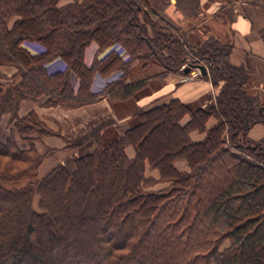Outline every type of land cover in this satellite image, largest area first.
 Instances as JSON below:
<instances>
[{
    "label": "trees",
    "instance_id": "16d2710c",
    "mask_svg": "<svg viewBox=\"0 0 264 264\" xmlns=\"http://www.w3.org/2000/svg\"><path fill=\"white\" fill-rule=\"evenodd\" d=\"M60 1L0 0V122L9 115L30 141L26 150L11 133L0 142V264H264V138H248L252 127H264V105L246 91L248 71L230 63L231 44L209 37L187 51L183 32L145 0ZM25 42L41 52L30 54ZM115 43L127 61L112 51L98 58ZM56 57L67 67L50 73L45 65ZM150 57L164 74L181 77L204 66L201 77L217 89L213 101L136 109L125 134L96 136L95 150L77 158L74 170L58 165L34 178L43 156L29 138L46 130L33 113L18 118L20 103L45 95L46 104L77 108L134 98L147 79L131 81L129 71L135 62L144 69ZM8 66L17 71L11 80L2 72ZM116 71L120 79L90 91L95 74ZM193 132L204 137L193 140ZM156 183L167 186L150 189Z\"/></svg>",
    "mask_w": 264,
    "mask_h": 264
},
{
    "label": "crops",
    "instance_id": "0c3cea01",
    "mask_svg": "<svg viewBox=\"0 0 264 264\" xmlns=\"http://www.w3.org/2000/svg\"><path fill=\"white\" fill-rule=\"evenodd\" d=\"M72 0H61L59 5L71 3ZM146 4L165 22L179 30L188 28L202 29L199 31L201 38L212 37L222 43L231 44L229 61L236 67L248 71L247 93L253 97L257 106L264 105V0H145ZM95 46L91 45L85 53V63L90 64L89 53ZM95 49L92 53H94ZM2 68L3 74H7ZM120 74H116L118 78ZM179 74L170 73L165 78V83L159 90L162 102L178 100L182 103L192 104L203 96H209V102L214 99L216 88L210 81L192 79L179 82ZM105 79L99 74L92 78L90 90L96 94L105 86ZM158 97V98H159ZM146 98V97H145ZM142 98L134 104L145 106L148 98ZM211 99V100H210ZM149 106V105H148ZM21 113L29 111L26 104L20 107ZM129 115H118L113 105L108 100H100L94 104L69 110L62 117L61 138L53 141L45 139L42 142L48 147L62 148L68 145L79 150L77 156H85L94 151V137L112 130L121 136L130 128ZM214 123L211 119L207 126ZM248 138L259 141L264 138V127L260 124L252 127ZM35 149L39 150L35 143ZM81 150V151H80ZM129 156V150H127ZM75 158V156H74ZM65 161V162H64ZM62 161L68 169L71 165ZM45 166L47 161H45ZM48 165L49 168L57 166ZM72 169V168H71ZM70 169V170H71Z\"/></svg>",
    "mask_w": 264,
    "mask_h": 264
},
{
    "label": "rangeland",
    "instance_id": "374dc122",
    "mask_svg": "<svg viewBox=\"0 0 264 264\" xmlns=\"http://www.w3.org/2000/svg\"><path fill=\"white\" fill-rule=\"evenodd\" d=\"M140 19H141V17H140ZM155 25L157 27H159L157 22ZM147 27L149 29L148 32L150 33V31L152 29H150V27L148 25H147ZM172 28H174V27L172 26ZM171 30L172 31L167 32L168 35H170V33L174 35V32H176V31H174V29H171ZM201 30H202L201 28L195 29V30H192L190 28H188L187 30H180L185 35L184 42L187 44V47H188L187 51L190 50L193 52V50L197 49L199 47V45L204 40H207L209 38V37L201 38V36L199 35L200 34L199 31H201ZM23 47L32 55H37L42 50L41 46L35 42H25V43H23ZM94 49H92L89 53L88 62H90V63L92 62V57L94 55V53H92V52ZM110 51H112L114 54L118 55L122 62H125L129 59L126 49L123 48L120 44H116V43L105 48L101 53H99L98 58H102L103 56H105ZM141 64H142V62L141 63L135 62V64H133V66H131L132 68L129 71L128 79H131V81L147 79L146 87L142 91H140L137 94V96H135L134 98H130L127 100H113V101H111V104L113 105L114 110L116 111V114L124 115V116L129 115L128 117L131 118V120L129 121L130 127L134 122L137 121L136 117L134 116L136 109H149L151 107L159 106L161 104L169 102V101L162 102V100H160V97L158 95H159L160 88H162V86H164L165 78L167 76H169L171 72H167L166 74H164L165 73L164 69L152 57H150V59H149V65L147 67H145L144 69L140 68ZM66 67H67V65L65 64V62L58 57L49 60L45 65V68L50 73L63 72V71H65ZM3 68H6V67H3ZM8 68H10V70H8V69L6 70L7 74H5L6 75L5 80H11V77L17 73V71L14 67L8 66ZM118 73L120 74V76L118 78L113 79L115 77V75ZM159 74L161 76L162 75H164V76L162 78H160V77L156 78L155 76H157ZM191 74H192V72L190 73V75H188L186 77L180 76L179 82L182 83V82H185L187 80H192V79L193 80L194 79L195 80L196 79H202L205 81H210L209 78L203 79L201 77L202 76L201 73H200V75L198 74V76H196V77L192 76ZM122 75H123L122 71H116V72L110 73L106 76H103L102 78L105 79L106 83H105V86L103 87V89L101 90V92L108 85L113 84L118 79H120L122 77ZM184 78H187V79H184ZM17 80H18V77H16L15 81H17ZM74 80H75V78L72 77V81H74ZM90 86H91V84H90ZM73 87H74V89L77 88L76 80L73 82ZM216 93L217 92H215V95H216ZM145 97L146 98L149 97V99H148L149 103L147 105H145V106L143 105L141 107V106L134 104V102H137L138 100L145 98ZM209 98H210L209 96H203L202 98L199 99V101L193 102L192 104H189V103L188 104L191 105L193 108L206 107V105L209 104ZM104 99H106V98H102V100H104ZM46 101H47V97L45 95L38 97L34 101L28 100V99L23 100L20 103L19 110H18V118H24L28 114L33 113L35 115L36 119L39 122H41L44 129L47 131V132L45 131V134H39L37 132H33L29 138L32 140L31 143L33 144L34 148H35V143L38 145L39 150H36L37 153L39 155L43 156V160L41 162V165L39 166V168L36 172V177H34V178H43L45 175H47L54 168V167L53 168L51 167L48 169V167L50 165L56 164V162H58L57 166L58 165H64L62 163V161H64V160H66V162L71 165L72 169L71 168L70 169L74 170L75 169L74 161L77 158L82 157V156H80V157L77 156V154H79V152H78L79 150L73 149L72 147H70L68 145L62 146V148L60 149V148H56L55 146L54 147H48L42 141L47 139V138L52 139L53 141L61 138V129L60 128H61V124H62L63 115H65L69 110L77 109V108H80L83 106H80L77 108H67L66 107L67 105L58 104V103L46 104ZM211 101H213V100H211ZM22 104H26L27 108L29 109V111L23 112V115L20 114L21 113L20 107ZM84 106H86V105H84ZM187 121H188V116H186L183 119V123H185ZM211 121H213V123H215V119L211 118ZM13 125H14V123L10 120L9 115H4L1 118L0 142H5L11 133L14 135L15 141H16L18 147L22 150H26L30 145V141L21 140L20 137L18 136L17 132L15 131ZM111 134H115V133L112 130H108L105 133H103L102 135H98V136H100L102 138L104 136L106 137V136H109ZM203 137H204V135L201 133H198V132H193L191 134V138L193 140H201ZM95 139L96 138L94 137L93 141H94V145L96 148L97 143H96ZM95 148H94V150H95ZM127 150H129V154L132 156L133 155L132 148L127 147ZM74 156H75V158H74ZM45 161H47L46 166H45V163H46ZM175 164L180 170H182V171L187 170L185 163L183 161L178 160L175 162ZM149 174L152 175L153 177H157V173L155 170L149 171ZM31 179H32V177H30L28 179H23L17 185L22 186V185L28 183V181H30ZM166 186H167V184H157L156 183L150 189L156 190V189H159L161 187H166ZM33 203H34V209L36 211H38V209H37L38 197L37 196L34 197Z\"/></svg>",
    "mask_w": 264,
    "mask_h": 264
},
{
    "label": "built area",
    "instance_id": "2783aa9c",
    "mask_svg": "<svg viewBox=\"0 0 264 264\" xmlns=\"http://www.w3.org/2000/svg\"><path fill=\"white\" fill-rule=\"evenodd\" d=\"M186 67H187V65L184 64V65H182L180 67V70L186 69ZM198 74L200 75V71H199V69L197 67H195L194 70L192 71V74L191 75L194 76V77H196V76H198ZM184 79H187V78H184Z\"/></svg>",
    "mask_w": 264,
    "mask_h": 264
},
{
    "label": "water",
    "instance_id": "95a60500",
    "mask_svg": "<svg viewBox=\"0 0 264 264\" xmlns=\"http://www.w3.org/2000/svg\"><path fill=\"white\" fill-rule=\"evenodd\" d=\"M197 68L199 69L201 75L204 76V75L206 74V68H205L204 66H198ZM189 69H190V68H186L184 71H185V72H188Z\"/></svg>",
    "mask_w": 264,
    "mask_h": 264
},
{
    "label": "bare ground",
    "instance_id": "6f19581e",
    "mask_svg": "<svg viewBox=\"0 0 264 264\" xmlns=\"http://www.w3.org/2000/svg\"><path fill=\"white\" fill-rule=\"evenodd\" d=\"M207 72V71H206Z\"/></svg>",
    "mask_w": 264,
    "mask_h": 264
}]
</instances>
